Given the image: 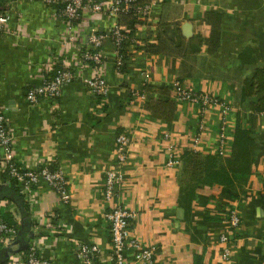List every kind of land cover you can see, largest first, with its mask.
Here are the masks:
<instances>
[{
  "label": "crops",
  "instance_id": "1",
  "mask_svg": "<svg viewBox=\"0 0 264 264\" xmlns=\"http://www.w3.org/2000/svg\"><path fill=\"white\" fill-rule=\"evenodd\" d=\"M4 1L0 11L10 12L12 19L0 36V103L17 133L16 153L31 167L48 163L60 168L71 191L70 202L64 203L43 183L33 201L25 200L35 221L26 245L40 239L41 253L54 264H81L73 242L80 240L99 246L100 264H115L104 190L107 171L116 167L117 137L126 133L130 159L115 202L136 214L131 235L157 247L152 264H264V114L255 109L264 92L248 94L244 88L264 67V0H158L150 26L139 25L137 33L152 44L165 35L178 47L177 54L147 53L132 46L127 72L121 73L107 47L110 92L105 100L76 80L65 84L58 98L36 105L28 102L26 92L42 83L52 61L77 65L80 56L65 43L69 25L51 7L41 0ZM115 22L84 15L74 31L86 40L90 28L108 30ZM176 81L223 103L201 113L199 105L177 97ZM142 92L145 99L136 96ZM168 101L173 103L170 118L153 113L152 104ZM224 118L227 155L222 156ZM238 126L254 140L247 179L227 166ZM171 146L180 160L173 167L168 166ZM193 152L201 162L216 156L218 163L193 164ZM229 208L240 212L237 231L226 216ZM10 210L21 223L22 214ZM59 222L68 231L57 232ZM222 234L233 239L229 262L222 257ZM20 246L19 241L4 248L12 253ZM134 254L126 252L131 261Z\"/></svg>",
  "mask_w": 264,
  "mask_h": 264
},
{
  "label": "built area",
  "instance_id": "2",
  "mask_svg": "<svg viewBox=\"0 0 264 264\" xmlns=\"http://www.w3.org/2000/svg\"><path fill=\"white\" fill-rule=\"evenodd\" d=\"M44 4L54 10V14L67 22L70 34L65 37V43L73 45L78 50L80 63L52 61L53 69L43 78L42 83L31 87L26 92L27 100L30 104H38L44 99L52 100L62 94V88L65 84L73 81H82L88 90L98 98L106 99L110 92V84L106 77V68L109 64L108 49H112L115 58L116 70L120 72L125 60L122 54V45L128 36L126 27L119 24L118 17L122 13H127L135 5L138 18L143 22V26H150L155 5L158 0H147L139 3L138 0H41ZM84 15H102L114 18L116 22L108 30L99 27H92L88 30L87 39H82L74 31L75 27ZM12 15L7 11H0V36L8 32V24ZM139 35L137 33L134 43L140 45ZM110 43V46L108 45ZM54 60V59H53ZM146 80L150 79V74L145 73ZM180 81L174 83L176 95L180 100L199 105L201 113H205L210 106L222 104L218 97L207 92L192 91L186 89ZM144 92L136 93V96L145 99ZM229 108V106H227ZM224 118L220 127L219 154L227 155V136L226 124ZM204 128V121L201 123V129ZM201 141V134L194 138L196 147ZM17 133L10 126L7 116V107L0 103V174L12 178L25 200L33 201L35 192L41 184L45 183L51 189L55 190L64 203L71 200L70 181L68 176L60 168H51V164L43 163L37 167H31L24 164L16 153ZM131 138L126 133H120L117 137V161L116 167L107 171L104 190V199L110 204L106 213L112 243V255L115 264H152L158 251L155 245L144 244L139 238L131 235V224L136 214L120 204L115 202V197L119 188L125 182L124 166L130 159ZM171 155L168 160V166H177L180 163L176 157L173 146L170 148ZM35 198V197H34ZM9 205L7 200H0V246H12L17 240L18 230L10 226L4 220L2 209ZM13 213L14 211L11 210ZM229 223L233 230H239L242 222L240 212L237 208H229L226 212ZM17 220V218H16ZM57 232L67 230V226L62 223H55ZM39 230V228H37ZM43 240V238H41ZM233 239L226 234L220 236V242L223 245L222 257L229 262L232 252ZM40 242V239H39ZM38 239L33 240L28 251L12 252L9 255L7 264H54L51 259L46 258L40 251ZM76 247V254L81 264H100L97 258L100 248L97 244L87 243L80 240H73ZM134 250V262L131 261L126 252Z\"/></svg>",
  "mask_w": 264,
  "mask_h": 264
},
{
  "label": "trees",
  "instance_id": "3",
  "mask_svg": "<svg viewBox=\"0 0 264 264\" xmlns=\"http://www.w3.org/2000/svg\"><path fill=\"white\" fill-rule=\"evenodd\" d=\"M147 0H138L139 3H144ZM6 2L4 0H0L1 7ZM3 11V10H2ZM119 24H122L126 27V35L128 36V39L124 41L122 45V54L124 56L125 63L121 67L120 72L125 73L127 72V66H128V60L130 57V48L132 46L139 49H143L145 52H156V53H174L177 54L178 47L175 46L165 35H162L160 40H158L157 44H152L151 42H146V40L139 38L141 44L143 46H140L138 43H134V39H136L137 32H138V26L142 25V21L138 18L137 12L135 9V5H132V8L127 13H122L118 17ZM212 36V35H211ZM245 84L246 91L248 94L259 92H264V67L258 68L257 73L253 79H247ZM259 103L255 106L256 111H258L259 114H264V95L260 97ZM154 114L170 118L172 116L173 112V103L168 102H158L157 104H152L151 107ZM253 150H254V140L249 136V133L246 129H243L238 126L236 138H235V146H234V155L232 159L227 160V166L229 171H231L234 174H240L243 177L246 175V179L248 176L251 175V164L253 161ZM201 156L198 153H192L191 159L193 164H200ZM242 163L243 165L238 167L237 163ZM201 163H208L210 165L217 164L218 163V157L211 156L205 159V161ZM51 168H55L52 167ZM196 170H201V167H196ZM221 171H218L217 173H220ZM207 176H210V172H206ZM216 178H219V175H216ZM249 178V177H248ZM2 182L0 183V200H7L9 202V205L6 208L2 209L3 217L6 222L9 223L10 226L16 227L18 230L17 234V240L20 241L21 246L25 247L27 244V238L29 236L28 232L29 228H31L35 221L32 218V215L30 213V207L28 203L25 201L24 196L21 194L20 189L16 185V182L9 178L7 175H2ZM16 208L17 211H19L22 214V220L21 223H19L16 220L15 215L10 210L11 208ZM5 246H0V262H7L9 255L11 254V250H7L4 248ZM6 249V250H3ZM23 251H28V246ZM5 253L3 256H1V253ZM9 252V253H8Z\"/></svg>",
  "mask_w": 264,
  "mask_h": 264
},
{
  "label": "water",
  "instance_id": "4",
  "mask_svg": "<svg viewBox=\"0 0 264 264\" xmlns=\"http://www.w3.org/2000/svg\"><path fill=\"white\" fill-rule=\"evenodd\" d=\"M18 243H19V240H16V241L14 242V244H18ZM25 248H27V245H26L25 247L20 246V247H18L17 249H15L13 252H14V253H17V252L23 251Z\"/></svg>",
  "mask_w": 264,
  "mask_h": 264
}]
</instances>
